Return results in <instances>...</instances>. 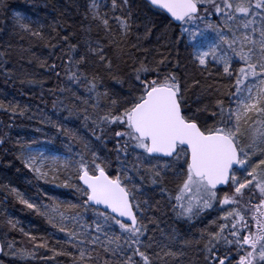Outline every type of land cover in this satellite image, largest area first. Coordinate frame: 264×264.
I'll return each instance as SVG.
<instances>
[{
  "label": "snow or ice",
  "instance_id": "obj_1",
  "mask_svg": "<svg viewBox=\"0 0 264 264\" xmlns=\"http://www.w3.org/2000/svg\"><path fill=\"white\" fill-rule=\"evenodd\" d=\"M146 3L181 26L206 21L208 15L221 18L219 24L208 23L206 29L189 33L191 41L206 31L211 33L206 46L193 51V63L205 80L214 76L218 80L201 83L182 77L173 70L180 68L178 54L173 64L170 51L156 49L151 60L135 57L132 48L149 51L139 42L152 29L145 23L143 35L130 43L133 27L139 26L133 19L131 0H84L78 25L70 22L73 18L67 10L75 8L79 14L78 0H66L67 8L52 4L57 17L47 25L48 33L42 23L18 13L14 16L20 30L15 34L42 42L49 56L55 57L41 59L31 48L19 50L21 57L25 52L32 56L29 64L35 61L57 78L58 86L49 89L56 96L52 101L56 114L67 111L80 119L91 129L93 139L80 137L41 112V122L68 136L80 146L79 151L62 162L53 160L49 166L43 152L18 144L21 150L16 159L37 180L71 188L82 199L72 203L49 197L50 205H38L17 188L0 185L64 234V239L51 245L52 236L37 237L20 228L32 249L17 248L11 240L6 255L35 258L36 250L44 249L51 255L41 259L64 256L71 258V264H185L191 251L195 255L187 264H264V0ZM7 7V0H0V12ZM110 20L116 21V28ZM185 31L181 27V33ZM12 47L8 43L0 51V75L5 82L19 80L21 85L43 88L44 81L30 78L28 73L18 74L9 66ZM129 61L132 71L124 72L121 64ZM152 73L155 76L149 79ZM109 80L122 86L127 82L128 92H111L106 84ZM57 93H70L79 103L67 107ZM203 97L212 99L205 102ZM28 110L19 103L0 100V111L12 117L24 116ZM109 139L113 143L110 151L115 152L114 174L109 172L112 161L101 159L93 143L107 147ZM4 143L0 138V145ZM66 147L73 151L71 144ZM60 168L71 174L63 180L53 174L49 180L50 173ZM169 172L179 178L174 195L168 193L165 183ZM130 173L139 177L140 185ZM145 183L158 186L169 201L175 200L171 207L176 220L193 224L217 206L221 214L199 228L198 235L183 236L174 228L166 231L160 227L159 217L149 214L159 211V201L153 207L139 195ZM89 212L91 223L85 220ZM18 223L6 220L13 231Z\"/></svg>",
  "mask_w": 264,
  "mask_h": 264
},
{
  "label": "trees",
  "instance_id": "obj_2",
  "mask_svg": "<svg viewBox=\"0 0 264 264\" xmlns=\"http://www.w3.org/2000/svg\"><path fill=\"white\" fill-rule=\"evenodd\" d=\"M106 2H109V0L103 1V3ZM78 3L80 5L79 14H77L75 8H67L66 0H7L8 7L6 12H0V29H3V31H0V51L4 50V47L8 43H11L13 46L10 49L12 55L9 66H14L18 74L28 73L30 78L44 81V86L41 88L38 84L35 86H29L27 84L21 85L19 80L14 83H6L4 77L0 75V100H3L5 103L9 101L19 103L22 107L27 106L29 109L24 116L15 117H12L9 113L0 111V138L5 140V143L0 145V185L9 184L11 187L17 188L25 198L31 199L38 205H50L52 200L49 197L59 201H71L72 203H77L82 199L71 188H65L63 186L57 187L56 183H45L44 181L37 180L33 173L24 168L23 164L16 159V155L21 150L18 144L31 145V147H45L66 158L73 157L74 152L79 151L80 146L70 140L68 136L61 134L51 125L41 122V112L52 116L54 121H58L64 128L71 130L84 139L92 140L93 138L91 136V129L85 127L80 119H77L75 116H69L67 111H60L58 115L56 114L57 110L52 105V101L56 99V96L51 95L49 89L58 86L57 78L44 68L39 67L35 61L29 64L27 61L32 56L25 52L21 57L19 50L21 47L31 48V53L39 56L41 59L53 60L55 57L49 56V49L45 48L42 42L36 41L34 38L27 36V34H25V39H20L15 34L20 30L15 26L13 18L16 13H19L29 20L38 21L44 25L45 33H48L50 29L47 25L57 17V13L52 9V4H56L57 7L67 8L73 18L70 22L78 25L83 16L84 0H78ZM45 4L48 6L45 7ZM131 6L133 19L136 25L139 26L133 27L132 35L129 37L130 43L137 42L136 36L138 34L143 35L145 23L152 29V34L147 39L139 42L143 48H147L149 51L144 52L132 48L131 52L135 57L144 59L147 56L148 60H151L156 55V49L165 53L170 51L172 53L171 59L173 64L178 54L180 68H174L173 70L182 77H186L188 80L199 79L201 83L214 82L219 79L214 76L205 80L204 77L200 76L197 66L193 63L194 57L192 53L195 50L193 42H190L189 35L186 31L183 34L181 33V27L184 28V25L174 24L164 13L149 7L142 0H131ZM211 19L213 21L215 20L213 16ZM110 23L113 28L117 27L116 21L110 20ZM29 41H32V43L30 44ZM59 54L57 51L56 55ZM109 55H113L111 50H109ZM121 68L124 72L130 73L132 71V62L129 61L128 64H121ZM154 76L155 74L152 73L149 74L148 78L151 79ZM106 84L111 92L120 93L121 95L126 94L129 90L127 82L122 86L109 80L106 81ZM77 91L83 95L82 90L77 89ZM42 95L43 102L41 101ZM57 95L63 99L67 107H71L72 103H79L78 101L72 100L70 93H64L62 95L57 93ZM193 99L195 98L193 97ZM202 99L207 102L212 97H203ZM225 99L227 100V98ZM93 143L101 159L112 161L109 172L114 174L116 171V163L115 152L110 151L113 147L112 140L109 139L107 147L99 144V142L93 141ZM68 144L72 145L73 151L70 152L68 150L66 147ZM74 158L78 159L79 157ZM70 174V170L60 168L57 176H59L60 180H63ZM130 175L133 176L137 185H140L141 181L139 177L135 173H130ZM73 183H78V181H73ZM165 183L168 193L174 195L179 178L174 177L173 173L169 172ZM139 195L142 199H147L153 207H157V201H159V211L149 214H154L159 217L161 228H164L166 231L174 228L183 236L198 235L199 228L205 227L210 220L218 216L215 215L218 210L211 209L193 224H188L183 220L175 219L171 207L176 203L175 200L169 201L166 195L160 193L158 186L145 183ZM7 219L19 222L17 230H10L6 226ZM92 219L91 212L85 214V220L88 223H91ZM149 227L153 228L154 226L149 225ZM20 228L37 237L52 236L50 240L51 245L55 244L56 239H64V234L56 232L43 216H39L25 208L16 201L14 196L8 195L0 189V239L2 246H4V252L0 255V264H71L70 257L60 256L56 257L55 260L41 259L42 256L51 255V253L46 252L44 249L36 250L37 255L35 258L21 259L12 254L6 255L5 252H8L6 244L11 240H15V246L17 248L25 250L32 249V243L27 237L22 235L19 231ZM156 235L159 236V232H156ZM194 255L193 252L189 251L188 256L184 258L185 264H187L188 258L194 257Z\"/></svg>",
  "mask_w": 264,
  "mask_h": 264
},
{
  "label": "rangeland",
  "instance_id": "obj_3",
  "mask_svg": "<svg viewBox=\"0 0 264 264\" xmlns=\"http://www.w3.org/2000/svg\"><path fill=\"white\" fill-rule=\"evenodd\" d=\"M104 0H100L101 3H103ZM17 14V13H16ZM15 14V15H16ZM19 14V13H18ZM203 15V13H201ZM21 15V14H20ZM23 16V15H21ZM213 15H208L207 16V19L206 21H195L193 22L192 24H187V25H184V29H187V34L189 35L190 32H193V31H197V30H204L206 29V24L208 23H211V24H217V23H214L213 19L212 18ZM25 17V16H24ZM218 19H221L220 17L216 16ZM198 26V27H197ZM211 39V33L210 32H205V35L204 36H201V37H197V39L195 41H191L190 39V42L192 43L193 42V45L195 48H199V47H204L206 46V44L210 41ZM194 48V49H195ZM33 150L37 151V152H43L44 153V156L46 158L45 160V163L49 166H51L52 164V161L53 160H57V161H60L62 162L63 160L66 159V157H63V156H60L58 153L56 152H53V151H50L48 150L47 148L45 147H32ZM45 170H48L47 168H45ZM60 172V169H58V171H56L55 173H50L49 175V180L51 179V176L53 174L57 175L58 173ZM43 181V180H41ZM211 210V209H210ZM215 210V209H214ZM216 210H218V206L216 208ZM221 214L218 210V212L215 213V215H219Z\"/></svg>",
  "mask_w": 264,
  "mask_h": 264
},
{
  "label": "water",
  "instance_id": "obj_4",
  "mask_svg": "<svg viewBox=\"0 0 264 264\" xmlns=\"http://www.w3.org/2000/svg\"><path fill=\"white\" fill-rule=\"evenodd\" d=\"M142 1H144L145 3H146V0H142ZM154 9V8H153ZM155 10H157V11H160V12H162V13H164L174 24H176V25H180V23L179 22H177V21H174V20H172V18L170 17V15H168L166 12H163L162 10H159V9H155ZM0 246H2V243H1V240H0ZM1 253L2 252H0V255H1Z\"/></svg>",
  "mask_w": 264,
  "mask_h": 264
},
{
  "label": "bare ground",
  "instance_id": "obj_5",
  "mask_svg": "<svg viewBox=\"0 0 264 264\" xmlns=\"http://www.w3.org/2000/svg\"><path fill=\"white\" fill-rule=\"evenodd\" d=\"M213 18L215 19V20H214V23H217V24L220 23V19H218V18L216 17V15L213 14Z\"/></svg>",
  "mask_w": 264,
  "mask_h": 264
}]
</instances>
